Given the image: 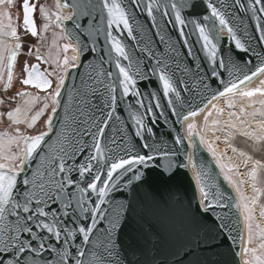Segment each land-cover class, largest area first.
I'll return each mask as SVG.
<instances>
[{
  "label": "snow or ice",
  "instance_id": "obj_1",
  "mask_svg": "<svg viewBox=\"0 0 264 264\" xmlns=\"http://www.w3.org/2000/svg\"><path fill=\"white\" fill-rule=\"evenodd\" d=\"M202 3L207 8V13L199 19L195 17L186 19L183 13L187 12L188 8L178 0H92L91 3L84 5L83 17L79 22L77 20L80 15V6L72 3L71 0H55V11L52 7L39 4L40 15L46 21L42 31L48 30L52 23L51 18L54 16L57 27L71 21L74 23L73 31L79 35L81 29L85 28L84 20H87L89 24L97 22L95 16L89 20L90 12H99L100 18L106 20L103 29L104 40L110 46L111 53H115L116 56L114 64L117 75L113 77L111 70L113 61L109 60V70H102L99 74L104 79L93 82L91 98L89 93H84L82 99H73L79 119L72 117L70 113L67 114L68 119H57L62 105L67 104V101L61 100V96L67 86V75L78 68V65L74 63L77 57H65L62 62L55 60L56 67L64 74H56L53 87L50 77L54 75V72H49L47 69L40 70L41 64L48 63L49 59L39 55L35 45L27 47L26 54L31 57L35 52L37 62L29 63L25 60L22 68L23 78L19 79V83L22 86H32L47 92V95L43 97V107L32 114V105L41 98L36 96L26 100L24 98L29 97V93L15 91L13 95L9 90L14 88L13 73L18 57L25 54L26 46L23 40L29 35L33 38L41 35L33 19L38 5L30 0H23L20 5H16L14 0H0V18L8 20V24L0 30V37H3L5 41L9 37L14 40V43H5L3 51H0V67L6 69V79L5 74L0 72V81L3 82L4 89L3 95H0V106H8L5 111H0V123H7L5 130L0 131V264H98L92 249L91 236L97 229V225L107 218L104 205L108 202L110 194L119 187V182L131 184L133 181H139L142 176L141 167H146L155 160H170L175 155L174 152L156 148L147 142L143 135L144 120H150L151 124L157 123L155 117L162 116L165 107L172 116L176 117V123L186 121L189 117H196L202 111L200 107L193 109L191 105L185 106L186 102L182 100V93L190 90L183 81H173L168 74L170 66L165 65L163 61L155 60V67L151 68L145 65L146 76L142 75L138 66L135 73L131 71L134 63L126 52L122 36L114 35L115 29L120 33L126 32L129 39H135L129 9L133 13H142L150 18L152 28L157 27V15L166 26L172 25L176 28L188 56L192 55V46L188 43L189 32L198 37L197 43L202 50L200 55L207 59L211 67L210 72L204 70L205 75L199 79V83L206 91L209 88V83H206L209 77L221 85L209 93L211 99L208 103L223 98L227 107H234L238 98L237 89L243 88L245 84L264 74V49L261 52H255L237 39L230 21L221 11L222 7L227 6H218L213 0H202ZM14 7H19L23 11L25 33L23 38L18 35L17 28L12 24ZM188 7H194V5ZM231 7L251 13L256 21L257 43L264 45V0H233ZM65 8H70L72 11L66 15L61 11ZM210 20L211 23H209ZM223 30L227 32L226 37L219 35ZM62 32L68 38L76 40L75 46L64 44V52H67L69 48L78 54L85 50L78 35L73 36L72 31L66 27L62 28ZM229 37L236 50L251 54L247 60L243 61L242 67L234 65L230 57L222 54L221 41ZM97 42H99V33ZM91 51H95V45L91 46ZM101 51L103 69L104 56L110 53L107 48H102ZM147 55L152 62L154 54L147 53ZM252 57H255V61ZM121 58L128 61L127 66L121 63ZM225 73L229 76L227 80L224 78ZM136 76L142 78L157 76L162 85L161 96L151 93L149 102L146 104L145 100L149 94L140 92L139 80ZM256 95L264 96V88L242 91L239 93V98H251ZM161 98L164 100V106L161 105ZM131 99L135 100L138 109H144L143 116L132 117L135 122V135L144 141L141 147L147 150L144 154L136 151L135 148L122 146L114 139L110 141L106 139L107 129L120 103L122 100ZM97 101H99L98 105ZM13 102H17L16 107H11ZM201 103L203 104L204 100ZM49 108L50 111H48ZM212 108L217 114L223 112V109L215 104ZM45 113H47V119L43 123L46 130L39 131L35 135H27L21 131V124L29 129L34 128L36 122ZM241 114L255 120L257 115H264V112L258 113L254 110L251 113H245L241 108ZM209 115L211 112L205 115L202 128L205 133L209 131L207 124ZM228 115L229 121L226 127L229 136L226 137L225 142L235 134L236 125L232 123V118L240 119L235 112H229ZM213 123L214 132L224 131L220 127L219 120ZM240 123L244 126V129L239 131L240 135L254 138L256 141H264V135L247 130L251 127V121L240 120ZM257 125L260 132L264 133V120L258 121ZM195 127L194 122L187 124V144L184 137L179 134L175 137V143L185 147V158L190 162L191 157L187 156L186 149L200 144L206 146L208 152L215 158V164L223 174V180L236 188L239 201L244 202L243 213L248 229L247 243H251L253 209L249 205L257 203L259 190L253 184L254 195L250 200L245 197L241 192L240 184L230 174L232 166L221 162V157L214 149L212 142L200 137ZM146 131L151 134L152 128L148 127ZM52 137L59 141L54 148L49 144V139ZM216 139L219 140V137L217 136ZM260 148L264 150V144H261ZM232 151L238 152L235 147ZM238 155L243 158V164L252 162L253 167L248 173L252 178H255L258 168L264 167L259 160L252 161V158L243 151L238 152ZM36 156H39L40 163L34 167ZM160 166L165 171L168 170L162 164ZM195 166L193 163V167ZM201 175L200 172L197 173V179L201 185L200 191L203 194L199 201L201 209L211 212L217 207H227L221 202L224 197L219 194L213 196L210 191L205 190L204 181L200 179ZM232 207L239 208V202L233 203ZM260 207L261 215L264 216V204ZM118 227L117 222L108 220L105 231L111 237L112 230ZM225 227L227 225L221 223L220 228ZM257 229L261 238L264 239V229H260L259 225ZM78 239L79 243H77ZM247 243L242 264H264V254H257V249L248 248ZM259 247L264 249V243H261ZM105 251L109 257L112 255V247L106 248Z\"/></svg>",
  "mask_w": 264,
  "mask_h": 264
},
{
  "label": "water",
  "instance_id": "obj_2",
  "mask_svg": "<svg viewBox=\"0 0 264 264\" xmlns=\"http://www.w3.org/2000/svg\"><path fill=\"white\" fill-rule=\"evenodd\" d=\"M71 2L80 6V15L77 20L79 22L83 17L84 5L91 3L92 0H71ZM178 2L188 8V11L183 13L186 19L193 17L199 19L208 11L202 0H178ZM213 2L218 6H227L222 7L221 11L230 21L237 39L255 52H261L264 49V45L257 43L256 21L250 12L232 8L233 0H213ZM189 5L194 7H188ZM129 12L132 15L130 23L135 39H129L126 32L120 33L115 29L114 35L122 36V43L134 63L131 71L135 73L138 66L142 75L146 76L145 65L151 68L155 67V60L163 61L165 65L170 66L168 74L173 81H183L190 90L182 93V100L186 102L185 106L191 105L193 109L201 108L211 98L209 93L221 85L209 77V81L206 80V83H209L206 91L199 83V79L205 75L204 70L210 72L211 67L207 59L200 55L202 50L197 43L198 37L189 32L188 43L192 46V55L188 56L177 29L172 25L166 26L159 15L156 16L157 27L152 28L150 18L142 13H133L131 9ZM93 16L97 18V22L89 24L87 20H84L85 28L81 29L79 35L73 31V22L69 21L63 25V28L66 27L72 31L73 36L78 35L85 50L79 54L72 49L69 52L71 57H79L78 68L67 75V86L61 96V100L67 101V104L62 105L57 119H68V113L79 119L73 99H82L84 93H89L91 98L93 82L104 79L99 74L102 70H109V60L113 61L111 66L113 77L117 75L114 64L115 53H111L110 46L104 40L103 29L106 20L100 18L99 12H90L89 20ZM211 22L210 20L209 23ZM98 33L99 42H97ZM65 37L68 41V37L66 35ZM69 39L76 43V40ZM92 45H95L94 52L91 51ZM102 48H107L110 53L104 56L103 69L101 67ZM221 48L222 54L230 57L233 64L238 67H242L243 61L251 55L236 50L231 38L221 41ZM147 53L154 54L152 62L149 61ZM252 58L255 61V57ZM121 63L127 66L128 61L121 58ZM44 69L46 68L41 66L40 70ZM224 78L229 79L227 73L224 74ZM50 79L54 85L53 77L51 76ZM136 79L139 80L140 92L149 94L145 100L146 104L149 102L151 93L161 96L162 85L157 76L149 78L136 76ZM26 87L44 92L32 86ZM205 97L207 99H204ZM202 100H204L203 104ZM98 104L99 101H97ZM161 105L164 106L163 98H161ZM143 114L144 109H138L134 99L122 100L107 129L106 139L108 141L114 139L122 146L135 148L136 151L144 154L147 150L141 147L144 141L135 135V122L132 118L134 115L139 117ZM155 119L157 120L155 124H151L148 119L144 120V137L154 147L174 152L175 155L170 160H155L148 166L141 167L142 176L139 181H133L131 184L119 182V187L110 194L108 202L104 205L107 218L97 225V229L91 236L95 259L98 264H238L237 248L239 241L242 242V226L238 208L232 207L233 203L239 202L234 188L223 180V174L203 144L193 147L192 158L196 165V176L200 172L202 174L200 179L204 181L205 190L210 191L213 196L219 194L224 197L221 202L227 205L223 208H214L211 212L202 210L194 183L186 168L185 147L175 143V137L178 134L185 139L181 122L176 123V117L170 114L167 107L164 114L158 115ZM148 127L152 128L151 134L146 131ZM60 139L62 140L63 137L61 136ZM58 143L55 137L49 139V144L53 148ZM185 143L187 144L186 139ZM39 163V156L34 157L33 166L36 167ZM160 164L168 170L165 171ZM198 185L200 188V181ZM108 220L119 224L118 228L112 230L111 237L105 231ZM221 223L226 224L227 227L221 229ZM108 247H112L110 257L105 251Z\"/></svg>",
  "mask_w": 264,
  "mask_h": 264
},
{
  "label": "rangeland",
  "instance_id": "obj_3",
  "mask_svg": "<svg viewBox=\"0 0 264 264\" xmlns=\"http://www.w3.org/2000/svg\"><path fill=\"white\" fill-rule=\"evenodd\" d=\"M17 1L19 0H14V3L16 4ZM42 4L52 7V10L55 11V8H54L55 0H43ZM63 13L67 15L68 11L64 9ZM51 19H52V23H50L48 30L42 31L43 25L46 23V21L41 17L40 18L41 22L39 24V32H41V35L38 36L36 40H31L30 38L24 39L23 43L26 46L25 52H26L27 47L29 46L28 42H32L35 44L36 49H38L39 53H41L43 57L49 59V62L45 63V68L49 72H54V75L52 77L54 79V85H55L56 74L63 75L60 69L56 67L55 60L58 59L59 61L62 62L65 57L71 58V56L69 55V52L72 48H69L67 52H64L63 45L69 44V43L68 41H66L67 39L64 33L62 32L63 25H61L60 27H57L55 24V17L53 16ZM6 21L8 23L7 19ZM12 24L14 27H16V22L14 20L13 13H12ZM20 36L22 38L24 37L21 34ZM12 43H14L13 39H12ZM17 65H18L17 69L21 68L20 63L19 64L17 63ZM13 85H14V88L10 89V94L12 92L18 91V89L20 88H24V86H21L15 81ZM261 88H264V78L262 80ZM3 93H4V89L0 87V95H3ZM40 93L42 94V96L41 94H38V97L41 98L39 108L43 107V97L47 95V92H40ZM237 97L238 98L235 101V106L231 108L226 106L225 100L223 98L217 101V103H214L218 108L223 109V112L220 114H217L216 110H214L211 106V108L207 112V114L211 112V115L208 116V120H207V124L209 128V131L207 133L202 131V128L205 123V117L203 119V124H202L201 132H200L202 134L199 133L196 127H195V130L196 132L199 133L200 137H203L205 140L212 142L214 149L221 157L222 163L232 166V171L230 174L233 175L234 180L240 184L241 192L243 193L245 197L249 198L250 200V198L254 195L253 190H252L253 184H255V187L259 190V198L257 200V203L255 205L253 204L249 205L253 209V212H252L253 219L251 221V225H252L251 243H247L248 229H247V222L244 219V213H243V203L244 202L239 201L240 207L238 208V214H239L240 222L242 226V242L244 244L243 255L245 259L244 248L246 246V243H247L248 248L257 249V254H264V249H261L259 247L261 243H264V239L261 238V234L257 229V225H259L260 229H264V216L261 215V207H260L262 204H264V167L257 169L255 178L250 177L248 173L251 171L253 164L252 162H249L246 165L243 164L242 163L243 158L238 155V152L243 151L252 158V161L259 160L261 164L264 165V150L260 148V145L264 144V141H256L254 138H249L248 136H244V137L241 136L239 134V131L243 130L244 126L241 125L240 120L251 121V127L247 129L248 131H255L257 134L264 135V133L260 132V129L258 128V125H257L258 121L264 120V115H257L255 120H252L251 117L241 114V108L244 109L245 113H251L254 110L257 111L258 113L264 112V103H261L262 101H264V96L256 95L251 98L249 97L239 98V93H238ZM13 104L14 102L12 103V105ZM48 111H50V108L48 109ZM229 112H235L236 116L239 117L240 119L238 120L235 117L232 118V123L236 125V130H234L235 134L229 137L227 139V142H225V144L227 145L231 144L232 148L235 147L238 150L237 153H233V151H231V149L228 146L221 144L226 140V137L229 136L228 129L226 127L227 122L229 121V115H228ZM46 119H47V113H45V115H43L36 122V125L34 126V128H31V129L27 128L26 125L21 124L20 125L21 131L25 132L26 134H30V135L38 134L39 131L46 130L44 127V123H43ZM215 120L220 121V127L223 128L224 131H215V132L213 131V129L215 128V125L213 122ZM217 136L219 137V140L216 139ZM203 147L208 152L204 144H203ZM212 158L215 161V158L214 157ZM237 173L239 175H236ZM241 181L242 183H240ZM232 187L234 188L236 194L239 197V193L236 191V188L234 186ZM250 255L251 254L249 253V257Z\"/></svg>",
  "mask_w": 264,
  "mask_h": 264
},
{
  "label": "bare ground",
  "instance_id": "obj_4",
  "mask_svg": "<svg viewBox=\"0 0 264 264\" xmlns=\"http://www.w3.org/2000/svg\"><path fill=\"white\" fill-rule=\"evenodd\" d=\"M65 9L69 13L71 12V9L70 8L69 9L65 8ZM63 11H64V9H63ZM219 34L222 35V36H224V37L227 36L226 30L220 31ZM68 42H69V44H71L73 46H75V44H76L74 41L70 40L69 38H68ZM75 61H76V64H78L79 57ZM263 78H264V74H260L254 80H252L250 83L245 84L243 86V88H238L237 89V94L240 93V92H242V91H247V90H250V89H253V88H261ZM24 99L28 100L29 98L28 97H25ZM210 99L211 98H209L208 100H210ZM208 100L202 105V107H201L202 111L196 117H189L188 120H186V121L185 120H182L181 121L182 128H183V133H184L186 142H188V133H187V130H186L187 129V124L194 122L195 125H196L197 130L200 133L201 132V127H202V124H203V119H204L205 115L207 114V112L209 111V109L211 108V106L214 103H217V101H219L220 99L212 100L211 103H208ZM200 134H202V133H200ZM221 144L228 146L231 149V151H232V147L229 146L231 144L227 145V144H225V141L223 143H221ZM192 150H193V147H188L187 148V156L188 157H191V162L188 159H186V168H187V171H188V173H189V175L192 178V181L194 183L197 199H198V201H200L201 198H202V192L200 191V188H199V185H198V180H197V176H196V172H195V167H193V163L194 162H193V158H192ZM235 197H236V195H235ZM237 260H238V264H242V262L244 260L243 243L241 241H239L238 248H237Z\"/></svg>",
  "mask_w": 264,
  "mask_h": 264
},
{
  "label": "flooded vegetation",
  "instance_id": "obj_5",
  "mask_svg": "<svg viewBox=\"0 0 264 264\" xmlns=\"http://www.w3.org/2000/svg\"><path fill=\"white\" fill-rule=\"evenodd\" d=\"M42 1H43V0H30V2H32V3H37V5H38V6H37V9H36V11H35V14H34V16H33L38 32H39V24H40V22H41V21H40L41 15H40V12H39V4H42ZM22 2H23V0H19V1L16 2V5H20V4H22ZM12 13H13L14 20H15V22H16V28H17V33H18V35L21 34V35L24 36L25 33H24V28H23V11H22V9L19 8V7H15V8L12 9ZM28 38H30L31 40H36L38 37L33 38V37H31V36L29 35ZM28 43H29V46H28V47H30V46H32V45H35V44L32 43V42H28ZM35 55H36V53L33 54V56L29 57V56L26 54V52H25L24 55H21L20 57H18V64L20 63L21 68L17 69L18 65L15 67V69H14V73H13V83H14V81H15V82H17L18 84H20V83H19V79H22V78H23V77H22V68H23V64H24L25 60H27L29 63H33V62L36 61V59H35ZM39 55L42 56L41 53H39ZM41 66H42L43 68H45V64H41ZM20 85H21V84H20ZM21 86H22V85H21ZM24 87H26V86H24ZM27 88H28V87H27Z\"/></svg>",
  "mask_w": 264,
  "mask_h": 264
},
{
  "label": "crops",
  "instance_id": "obj_6",
  "mask_svg": "<svg viewBox=\"0 0 264 264\" xmlns=\"http://www.w3.org/2000/svg\"><path fill=\"white\" fill-rule=\"evenodd\" d=\"M6 19L5 18H0V30H3V28L6 26V24H8ZM5 43L11 44L12 43V38L9 37L5 41V39L3 37H0V51H3ZM5 55H6V53H5ZM0 72H3L5 74V79H6V69L0 67ZM0 87L3 88V82L2 81H0ZM18 91H25V92L29 93L30 94L29 99H31V97L38 96V94H41L37 90H35L33 88H29V87L28 88L27 87L20 88V89H18ZM9 92H10V90H9ZM14 93L15 92H12L11 94H14ZM41 96H42V94H41ZM40 100L37 101L34 105H32V114H34L35 111H38L41 108V107L39 108ZM18 102L22 103L23 101H18ZM16 104H17V102H14V104L11 107H16ZM7 107H8L7 105L0 106V111H5L7 109ZM5 121H6V117H5ZM6 127H7V123H0V131H4Z\"/></svg>",
  "mask_w": 264,
  "mask_h": 264
}]
</instances>
